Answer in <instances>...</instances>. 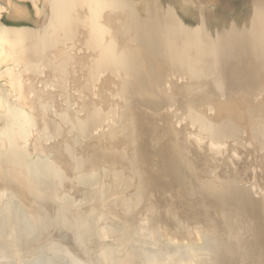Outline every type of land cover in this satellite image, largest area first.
Masks as SVG:
<instances>
[{
	"label": "bare ground",
	"instance_id": "bare-ground-1",
	"mask_svg": "<svg viewBox=\"0 0 264 264\" xmlns=\"http://www.w3.org/2000/svg\"><path fill=\"white\" fill-rule=\"evenodd\" d=\"M45 3L38 12L47 20L42 29L10 27L0 21V71L9 65L19 69V76H9L11 88L0 87V264H264V187L261 192L247 187V171L242 168L222 178L201 151L205 148L212 158L224 154L227 142L238 144L241 127L246 126L251 142L264 153V117L242 111L235 98H225L222 83L212 80L218 66L209 65L204 34L182 39L172 26L165 35L166 71L158 72V77L150 72L146 79L160 84L170 70L168 75L187 80V88L206 97L205 107L214 109L218 97L228 101L219 109L226 113L213 118L182 94L175 118L190 130L195 148L189 149H195L198 159L192 162L189 149L178 141L177 125L160 130L171 137L156 148L151 142L159 141L153 137L157 131L151 132L146 124L154 126L155 121L145 114L138 119L132 111L137 103L157 113L177 102L158 89V101L149 99L153 88L143 74L147 65L154 68L149 61L143 67L142 61L149 59L141 60L126 44L135 27L136 6L129 0ZM257 35L264 37V29ZM81 36L87 57L78 61L84 73L76 89L78 100L95 93L100 82L107 88L109 81L119 79L112 91L117 105L85 100L73 112L79 103L76 99L75 106L68 84L75 60L65 52ZM46 71L54 79L42 80L45 88L57 89L58 96L38 91L36 84L22 86L23 76L41 81ZM29 95L30 103L25 102ZM56 96L63 100L59 99L60 106ZM95 139L108 141L103 152L77 153L78 147ZM24 192L27 199L20 195ZM165 210L177 213L180 224ZM182 222L196 226L195 237L186 243Z\"/></svg>",
	"mask_w": 264,
	"mask_h": 264
},
{
	"label": "rangeland",
	"instance_id": "rangeland-1",
	"mask_svg": "<svg viewBox=\"0 0 264 264\" xmlns=\"http://www.w3.org/2000/svg\"><path fill=\"white\" fill-rule=\"evenodd\" d=\"M129 1L131 2L132 5L136 6L135 8L137 9L136 10L137 12L133 13V20L135 21V18H136V21L134 22V25H135L134 29L135 30L133 29L134 32L132 31L133 34L131 35L132 37H130L132 40L130 39L131 40L130 41L129 38H128L126 40V44L130 45V46H128L129 48L132 46L130 49H132V51L135 54H137V56L141 60H145L146 59V57L144 56V49L141 48L140 45L135 40V38L137 37V34L140 32V30H142V28H140L141 22H143L142 24H144L145 23L144 21H146L147 19H148V21H150V20L152 21L154 19L153 21L159 22L158 20L163 19V18H161L163 16L164 19L166 20L165 29L167 30L166 24L168 25V27H170V28H168V30H167V32L165 34L166 36L169 35L173 31V29L175 28V30L179 32V34L182 37V39L188 38L190 40H191V38H190L191 35H195L197 32H199L200 34H204L203 32L205 30H207L209 33L212 34V36L214 38H216L218 33L226 31V30L230 29L233 26L234 27H238V28H243V26H247V28H246L247 33H245L244 42L247 43L248 46L252 50H254L257 55H260L259 53H261V56H259L260 66L261 67L264 66V37L257 35L259 32L263 31V29H264V28H262L264 26V10L260 9L261 11L260 10L257 11V9L255 8V5H254L255 3H254L253 0H202V1L201 0H129ZM30 2H31V0H28V1L27 0H19V1L18 0H0V6L2 8L4 7L3 9L0 8V17L2 18V19L0 18V21L4 25L10 26V27H18V28L19 27H21V28L22 27H27V28H36V29L44 28L46 26V24H47V20L42 18L41 14L38 13V12H40L42 10V8L43 9L45 8V6H46L45 0H39L37 5H35L34 3L32 5V3H30ZM46 9L48 10V7ZM47 10H46V13H48ZM150 10H152V11L154 10V12H155V10L157 12L160 11V10H164L165 14L162 15V14H158L157 12H155L154 14L158 15V16L155 17L154 14H152L153 12L151 14L148 13V11H150ZM132 11L133 10H131V12ZM1 14H2L3 17L1 16ZM170 17H172L173 20H169ZM261 24H263V25H261ZM172 26H173V29H171ZM260 26H261V28H260ZM82 41H83V36H81L79 38V40L76 41L74 44L70 45V47L75 48V50L72 49V48H68V50H66V52H65V53H67L68 57L69 56H70V58L74 57L73 60H75V62L73 64L74 65L73 66V70H72V74L73 75L71 74L70 78H72V80H74V78L77 79V80H75L76 81L75 85L73 83L74 81H72V80H70L69 84H68V87H69L68 91L70 89V91L68 93H69L70 97L73 98V96H74L75 99L74 98L72 99L73 102L75 103V102L78 101L77 103H79L77 105L78 108L74 107L73 112L78 111L77 109H79V106L85 100H86V103H89V102L92 101V102H94L95 104H98V105L102 104L101 106H104L103 102H101L103 100H105V105L106 106L107 105L108 106L111 105V103L117 105L118 98L115 95H113L112 91L113 90L116 91L115 88L118 86V83H119L120 80L119 79H112V78H111L112 79L111 81H112V83L115 81V84L114 83L111 84V81H109V84L107 85L108 86L107 88H110V89H107L106 86H104V84L102 82H100L99 85L102 84L105 88L104 87L102 88V85L100 87L98 85L97 88H96L97 93L95 91V93L91 94L92 98L89 95H86V96L84 95L86 98L84 100L80 101L81 99H80V96L78 95L79 92H77L76 89L81 83H83V81H84V73H83L82 70H79L80 68L78 66L79 65L78 61L79 60H83V59H85L87 57V52H85V48H84V46H82V44H83ZM127 42H129V43H127ZM204 42L205 43H203L202 45L204 46V48L209 50V54H210L209 61H208L209 65L210 66H213V65H217L218 66L219 65V61H217V62L214 61V60H216L215 59L216 52L214 51V49H213V47L211 45V41H209L210 43L208 42V40H205ZM74 45H75V47H74ZM76 47H77V49H76ZM141 51L143 52L142 56H139V54L137 52L141 53ZM68 52H70V53H68ZM75 55H76V57H75ZM81 55H82V57H81ZM144 57H145V59H144ZM142 62H144V63H142V66L144 67L146 65L145 64L146 61H142ZM147 64H149V63H147ZM151 64L154 65L155 67H158L157 65L154 64V62H151ZM75 69H77V70H75ZM156 70H158L157 73L159 72V74L161 75V71H159V69H156ZM73 71H76L77 74L74 73ZM168 72L171 73L170 70H168L167 73ZM11 74L19 76V69H17L14 66L9 65L8 67L7 66L4 67L0 71V81L2 82V83L0 82V87H1V84H2V88H3V86L6 87V88H11V84L9 83V76ZM44 76L40 77V78H42L41 81L39 80V78L36 79V80H33L30 76L29 77L31 79L28 76H23L20 82H21L23 87H28L31 84H34V85L36 84L37 86L35 85V87H36V89L38 91H41L42 93L44 92L46 95H50V91H52V90L49 89L50 91L48 92V87L50 88V86H47V89H46L45 88L46 86H45L44 82L45 81L46 82L50 81V79H54V77H53V74L50 71L49 72L46 71ZM169 76H170V74L169 75L167 74V77L165 79L166 83L164 81V82L159 84V82H157L158 80H156V82L158 84V86L157 85L156 86H157V89L159 90V92L162 93L163 97L166 96L167 99H168V97L172 96L173 100L175 102L177 101L174 105L171 106L172 108L167 106V108L164 107L161 110H157L158 112L155 113L156 110H152L151 108H149V107L147 108V107H145L143 105H142V107H140L141 105L139 103H137L136 106H139L140 108L138 107L139 109L137 108V110H136V106H135L132 111L135 112V114H136L135 116L138 119H142V116L145 114L148 117L150 116V119L152 118L151 120H153V122L155 121L154 122V124H155L154 126H153V124L150 125L149 123H146L147 124V128L149 130H151V132L157 131V134H154L153 137H156L155 140H159V141L151 142V145H153V147L160 148V147L163 146L164 143L167 144V141L170 140L171 136L163 134L162 132H160V130H163V128L170 129V124H171V129L173 127L175 129L178 126V128L175 129L179 133L178 134V141L180 142V144L184 145L187 149H189L190 146L193 147V145H194L192 143V141L189 139V137H190L189 131L190 130H187L186 124L184 122L180 123V121L175 118L178 115V113H179V110H178L177 107H179V102H178L179 99H182V97H183L182 94L185 93V99H188L190 101H195L196 103L200 104L202 106V109L206 112L207 116L213 117V118L217 117V115H223V114L226 113L224 111H222V112L219 111L220 106L222 105V102L225 99L223 100V99H220L218 97L217 98L218 102L216 104V107L215 108L213 107L214 109H212V108L210 109V107H208V106L205 107L206 106L205 105V101H206L205 98L206 97L204 95H201L200 93H196V91L193 92L189 88H187V86H186V83H187L186 81L187 80H185V79H183V78H181V77H179L177 75L173 76L171 74L172 77L171 76L169 77ZM206 78H208V76L203 78V79H201V80H205ZM181 79H183L184 81L181 80ZM213 79H214V72L212 74V80ZM31 80H33V82ZM78 82H79V84H78ZM174 82L176 83V85H175ZM182 82H183V84H181V85L182 86H186V87H182L181 85L179 86V84L182 83ZM26 84H28V85H26ZM110 84H111V87H109ZM38 85H39V87H38ZM112 85H115V87L112 86ZM40 86H42L43 88H41ZM74 86H75V88H74ZM40 88L43 91L40 90ZM51 88H53V87H51ZM173 88H175V90ZM181 89H184L185 92L182 93ZM1 90L2 89L0 88V91ZM174 91H176V92H174ZM52 92L53 93L51 95H54V93H57V96H58L59 92H58L57 89H54V91H52ZM261 92H263V94H261ZM74 93H76L78 96L75 95ZM205 94L207 95L208 93H205ZM93 95H95V96H93ZM99 95H102V96H99ZM174 95H177V96H174ZM29 96H27L25 98V102L30 103L29 101H31L32 96L31 95H29ZM57 96H56V98L58 100L61 99V97L59 98ZM178 96H180V97L178 98ZM233 97L235 98L236 101L239 102V104H241V110L246 112L245 109H247V111H248V108H252L253 109V108L256 107V105L259 106V104H261V103L263 104L264 103V87H262L260 89H257L256 93L255 92L253 93V96L250 99L252 101L251 104H248L246 102V104H247L246 105L245 104V100L242 98V96H239V95L237 96V94L234 95ZM76 99H77V101H76ZM78 99H80V100H78ZM95 99L97 101L98 100L99 101L97 102ZM58 100H57V106H60L61 104H63V102L61 103L60 100H59L60 104H58ZM203 100H205V101H203ZM61 101H63V100L61 99ZM116 101H117V103H116ZM154 101L155 100H153V102ZM157 101H158V99H156L155 102H157ZM255 101H257V102H255ZM106 102H108V103L106 104ZM227 102H228L227 100L224 101V103H226V105L229 104ZM75 106H76V103H75ZM203 107H205V108H203ZM208 108H209V110H212V112L209 111ZM140 109H141L142 112L140 111ZM171 109H172V111H171ZM150 110H152V111H150ZM174 110H176V111H174ZM160 111H161V113H159ZM164 113H165V115H164ZM168 113H169V115H168ZM157 114H159L158 116H160V114H162L164 116H160L161 117V119H160L157 116ZM151 115L152 116L155 115V117H152ZM141 124H142V122H141ZM188 134H189V136H188ZM68 136H67L68 138H71L70 135H68ZM180 138H182V139H180ZM57 143H59V141H57ZM88 143H89V145H88ZM107 143H108V141H105V140H102V141H99L97 139L91 140V141H88V142L84 143L85 145L81 146L82 148L78 147L77 148V153L79 155L80 154H84V153H88V154L91 153L92 154L94 149H97L100 152H103L104 149H105V145ZM241 144H242V146H241ZM48 145H50V143H48ZM87 145H88L89 148L87 147ZM90 145H92V146H90ZM243 146H244V148H243ZM103 147H104V149H103ZM100 148H102V149H100ZM193 148H195V145H194ZM193 148L189 149L190 160L192 162L193 161L198 162V159L196 158L197 156H195V153H194L195 149L193 150ZM202 149H203V150H201V151H203L202 153L203 154L206 153L208 155V157L210 159L209 162L212 163V164L214 162V165L216 166V170L218 171V174L222 178H224L225 175L227 176V174H229L230 172H233L234 170H237L238 168H240V169L242 168V169H245L247 171V177H248L247 187L255 188V190H257V192L263 191V187H264V153L260 152L254 146L253 142H251V140H250V131H249L248 128L246 129V126L241 127V138H240V141H239L238 144H237V142H234L233 140L232 141L230 140V141L227 142L224 154H222L220 156H217L216 158H212V155H209L208 151L205 148H202ZM121 150H122V148H120V149L118 148V153H120ZM229 151H230V153H229ZM192 156H193V158H192ZM247 156H248V158H247ZM217 159H219V160H217ZM245 159H246V161H245ZM215 160L220 162L223 166H221L220 163L219 164L216 163ZM219 170H221V171H219ZM261 188H262V190H260ZM169 197L171 198V196L167 194L166 198H169ZM172 200H174V199H172ZM174 201H176V199ZM165 214H166V216L169 219H171L172 221H175L176 223L180 224V222H178V220L180 218H179V215H177V213L165 210ZM182 219H184V218H182ZM186 223H188V222H186ZM181 226H183V228L181 227V229L186 233V238L183 240L185 243L190 241L191 239H193L195 237V233L194 232L196 231V226L189 225V224H184L183 222H182ZM160 230H161L162 233H165V231L167 229L164 227V228H160ZM187 230H188V232H187Z\"/></svg>",
	"mask_w": 264,
	"mask_h": 264
},
{
	"label": "water",
	"instance_id": "water-1",
	"mask_svg": "<svg viewBox=\"0 0 264 264\" xmlns=\"http://www.w3.org/2000/svg\"><path fill=\"white\" fill-rule=\"evenodd\" d=\"M253 1L257 11L260 9L264 10V0ZM154 16L156 17L158 15L154 14ZM153 20L148 21L147 19L144 21V24L141 22L140 28H142V30H140L135 38L140 47L144 49V56L149 59L146 60V62H154V64L158 66L155 67L152 65L154 68L152 69L147 67V65L144 68L143 80L149 79L150 72H155V77L160 76L157 73L158 70H156L158 68L159 71L164 73L166 71L165 66H167L169 60L166 44L167 38L165 37L167 32L165 29L166 20L164 21L160 19L158 20L159 22ZM166 27L170 28L167 24ZM246 28L247 26H243V28L233 26L226 31L218 33L216 38L205 30L204 37H206L208 42L211 41V45L216 52L215 59L216 62L219 61V65L217 68L215 67L216 71L214 70V80L222 83L225 98L229 97L228 99L231 100V97L234 98L233 96L237 94L242 96L244 100L246 99L248 104H251L252 101L250 99L253 96L254 90L264 87V71L260 66L258 55L248 46L247 43L244 42L245 33H247ZM147 82L148 85L153 88L151 93H149V99L151 98V101H156V83L158 81ZM248 111L250 114L264 117V104L261 103L258 107L256 106L253 109L248 108ZM20 195L23 199L28 198V194L25 192L20 193Z\"/></svg>",
	"mask_w": 264,
	"mask_h": 264
}]
</instances>
